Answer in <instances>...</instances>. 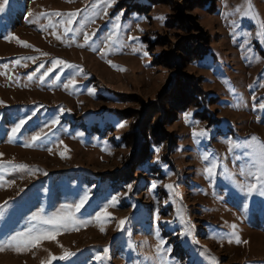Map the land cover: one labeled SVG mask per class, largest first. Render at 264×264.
Segmentation results:
<instances>
[{"label":"rangeland","instance_id":"obj_1","mask_svg":"<svg viewBox=\"0 0 264 264\" xmlns=\"http://www.w3.org/2000/svg\"><path fill=\"white\" fill-rule=\"evenodd\" d=\"M104 9V0H8L0 12V264H264V196L259 185L240 191L256 181L243 150L228 144L264 142V0H115ZM77 10L65 34L58 22ZM57 58L67 66L41 81ZM42 128L47 138L31 142ZM201 130L208 135H193ZM85 192L77 222L54 229V240L6 245L50 228L31 217L66 212ZM106 204L110 216L96 220ZM66 252L74 255L59 259Z\"/></svg>","mask_w":264,"mask_h":264},{"label":"snow or ice","instance_id":"obj_2","mask_svg":"<svg viewBox=\"0 0 264 264\" xmlns=\"http://www.w3.org/2000/svg\"><path fill=\"white\" fill-rule=\"evenodd\" d=\"M115 2V0H104V4H105V9H104V15H107V11L106 9L108 7H111L112 4ZM8 4V0H3L2 3H0V12H4L5 10V6ZM82 10H77V12L75 13H70V14H63L64 16H66L67 18L64 19L63 17L61 18V20L58 22L59 25H64V32L65 34H69L74 32V29L71 27L74 23V18L75 16ZM237 12L240 11L239 8L236 9ZM31 15V14H30ZM44 15V14H41ZM54 15L56 16H62L61 13L56 12L54 13ZM123 13L118 14L115 17V25H114V29L112 32L109 33V35L107 36V45L106 47L110 46L113 42V37L116 35V30L119 29L120 24H119V20H120V16H122ZM159 18V17H158ZM162 19V18H159ZM142 30V29H141ZM96 33L92 32L91 34H85L84 35V41L85 44H87L91 39L92 36H94ZM53 35H55V33H53ZM251 35V34H249ZM257 37H264V33H260L258 32ZM57 39H61L60 36H57ZM130 39H137L136 37H130ZM83 46V45H81ZM146 55V53H145ZM33 60H35V58H31ZM17 63H19V61H17ZM109 63H111L109 61ZM60 65H65L67 66V62L61 60V59H55L50 63V66L43 72V74L40 76V80L43 81L45 77H48L50 73H53L56 71L57 67ZM45 65L44 64H40L38 66V68L35 71H39L40 69H44ZM35 71L30 74L28 76V79L31 80L33 78V76L35 75ZM55 79H59V76L54 77ZM76 84V79L73 76L67 84L64 85L65 88H67L70 85H75ZM95 89H91L90 93H94ZM261 107H264V105H261ZM35 113H33L34 115ZM190 113L186 115V122L188 121V117H190ZM32 119V116H28L26 118H20L18 119V121L15 123V125L11 128V136L10 139H14L17 137V134L21 131V129L26 125V123ZM57 124H59V118H53L51 120L50 125L46 124L44 127L48 128L49 132L51 131L52 128H54ZM120 127H124V124H120ZM194 136H199V137H206L208 135L207 130H201L200 132H193ZM48 136V132L44 131V128H42L40 131L36 132L35 135L31 136V142H36V141H40L42 139L47 138ZM251 141H256L257 138L252 137L250 138ZM199 143V141H197ZM62 143V141L60 142ZM229 144V150H235V149H242V155L244 157L247 158V165H250L249 168V175L252 177V179L254 181H256L255 183H249L247 185H240V191L242 192H246L247 194H252L254 190H257V186L259 185V194L264 196V142L259 143V144H253V143H240V142H234L229 140L228 141ZM26 147L32 146V143H28L25 144ZM49 151H51V149H49ZM157 151H159L157 149ZM3 154L0 153V156H2ZM61 156H63V153H61ZM203 160L205 161H209V155H204L202 157ZM8 163H11V161H9ZM16 167L19 168H27L26 165H18ZM218 167V165L214 162H210L209 166H207L205 168V172L207 173L208 177H212L213 175H215L214 170ZM244 169H242L243 171ZM255 170V171H253ZM46 175V173H45ZM153 187H155V184L153 185ZM166 187L168 188H172L173 185H166ZM129 191H131V186H129ZM90 197L89 194L87 192H85L83 195H81L78 199V201L71 206H67L68 207V211L66 212H57L53 215H49V216H41L39 214L37 215H33L31 217V219L33 221H39L40 225H49L51 226L50 228H43V227H39V226H33V228H30L28 230L27 233L25 232H19L17 233L15 236L10 237V239L6 242V245L8 247H13L16 246L17 250H19V247L21 245H17L15 244V242L20 241L22 246L24 248H27L29 246L31 247H36L40 244V242L44 241V240H54L55 239V234H54V229L57 228H61V227H65L67 224L70 223H75L77 222L78 218L75 217L72 213V210L74 209L75 213H81L82 209H85V205L88 203ZM117 199V197H112V201L115 202ZM7 202H5L6 205ZM109 207V205H104V207H102L99 211H97L95 213L94 218L96 220H101L102 218H107L110 216V213L107 211V208ZM4 213V206H0V216H2ZM127 218H125L124 220H121L119 222L120 225H123L125 223V220ZM81 223H89V220H80ZM170 223V222H169ZM234 227V226H233ZM77 230V229H74ZM101 231H103V229H101ZM231 242V241H229ZM237 243H240L239 239L237 238L236 240ZM165 242L163 240L160 241V244H164ZM5 248V244H0V251L4 250ZM160 246H157V252H160ZM170 251V250H167ZM74 255L71 252H66L64 256L59 257V259H65L68 256ZM52 259H57V257L53 256ZM97 260H100L101 257L97 256L96 257Z\"/></svg>","mask_w":264,"mask_h":264}]
</instances>
